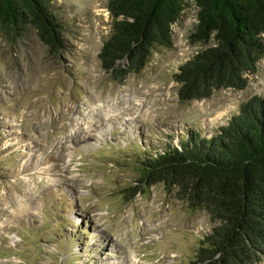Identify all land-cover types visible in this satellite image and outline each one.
Returning a JSON list of instances; mask_svg holds the SVG:
<instances>
[{
    "label": "rangeland",
    "instance_id": "obj_1",
    "mask_svg": "<svg viewBox=\"0 0 264 264\" xmlns=\"http://www.w3.org/2000/svg\"><path fill=\"white\" fill-rule=\"evenodd\" d=\"M107 1H48L65 27L59 53L32 29L0 34V264H192L211 232L175 190L142 185L131 197L134 159L189 130L208 137L264 96V56L244 89L180 103L174 75L208 46L188 39L197 9L186 0L172 47L117 83L98 60Z\"/></svg>",
    "mask_w": 264,
    "mask_h": 264
},
{
    "label": "trees",
    "instance_id": "obj_2",
    "mask_svg": "<svg viewBox=\"0 0 264 264\" xmlns=\"http://www.w3.org/2000/svg\"><path fill=\"white\" fill-rule=\"evenodd\" d=\"M50 0H0V34L19 39L29 30L49 52L65 49ZM192 43L208 45L178 68V101L208 99L221 89L241 90L264 56V0H193ZM186 0H108V38L98 60L117 83L138 75L155 49L172 47L171 27ZM151 150H154L152 153ZM138 187L161 184L213 223L199 240L192 264H258L264 260V96L241 104L208 137L189 130L177 145L147 148L134 159Z\"/></svg>",
    "mask_w": 264,
    "mask_h": 264
}]
</instances>
